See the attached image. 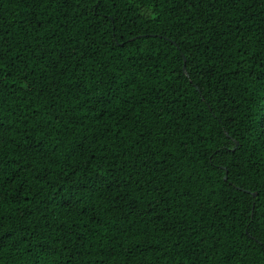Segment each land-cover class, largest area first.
Listing matches in <instances>:
<instances>
[{
    "label": "trees",
    "instance_id": "1",
    "mask_svg": "<svg viewBox=\"0 0 264 264\" xmlns=\"http://www.w3.org/2000/svg\"><path fill=\"white\" fill-rule=\"evenodd\" d=\"M0 264H264V0H0Z\"/></svg>",
    "mask_w": 264,
    "mask_h": 264
},
{
    "label": "water",
    "instance_id": "2",
    "mask_svg": "<svg viewBox=\"0 0 264 264\" xmlns=\"http://www.w3.org/2000/svg\"><path fill=\"white\" fill-rule=\"evenodd\" d=\"M184 68H185V66H184ZM253 194H254V195H257V192L255 191Z\"/></svg>",
    "mask_w": 264,
    "mask_h": 264
}]
</instances>
